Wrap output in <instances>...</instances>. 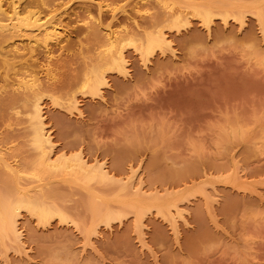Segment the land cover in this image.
Returning <instances> with one entry per match:
<instances>
[{
	"label": "rangeland",
	"instance_id": "1",
	"mask_svg": "<svg viewBox=\"0 0 264 264\" xmlns=\"http://www.w3.org/2000/svg\"><path fill=\"white\" fill-rule=\"evenodd\" d=\"M53 1L63 29L52 55L38 48L33 57L17 56L12 68L0 67V86L6 74L11 83L0 89V97L19 99L0 104V147L16 157L24 172L22 186L40 181L31 176L38 164L29 123L33 107L20 99L25 90L13 82L31 72L43 92L53 158L81 154L90 163H105L113 179L88 183L53 172L43 176V198L61 207L70 221L55 216L42 223L23 210L28 254L15 253L9 240L0 246V264L7 252L11 264H264V25L255 10L260 0H243L246 7L253 5L244 25L241 10L237 14L232 8L225 24L218 7L228 6L227 0H182L181 5L192 6L184 4L191 10L187 25L165 18L159 6L145 11L143 0ZM100 2H112L117 16L107 7L100 13ZM210 2L217 9L208 34L191 8H207ZM110 23L123 34L137 33L127 41V75L107 66L96 71ZM158 26L173 34L176 58L155 48L145 67L140 47ZM101 72L108 84L98 96L87 81ZM73 98L83 115L72 112ZM134 170L143 178L146 197L172 194L183 200L178 205L187 223L181 221L177 235L169 211L154 208L143 219L132 209L124 214L121 202L138 188L135 182V188L123 189ZM10 179L15 181L14 173L0 164V191H7ZM93 197L106 209L123 208L126 217L97 228L86 208ZM137 219L143 220L141 229ZM92 225L97 233L90 235Z\"/></svg>",
	"mask_w": 264,
	"mask_h": 264
},
{
	"label": "bare ground",
	"instance_id": "2",
	"mask_svg": "<svg viewBox=\"0 0 264 264\" xmlns=\"http://www.w3.org/2000/svg\"><path fill=\"white\" fill-rule=\"evenodd\" d=\"M143 1L144 4L142 5V8H144L145 11H149L150 8H154L155 6H159L165 11V18H170L171 20H174V22L179 24L185 23V25H187L190 23L189 16L191 14V10L189 11L190 8L186 7H190L191 5L187 3H183L181 5L182 0H155V4H152L149 0ZM227 1L228 6H225L227 5V3H224V5L223 2L219 4H223L222 6H219L221 7L220 9L217 5L214 6L218 7V10L223 11L222 13L223 15H225L223 19L225 24L227 25L228 18L233 14L234 10H236V12L241 10V14H239L240 16L238 19H240L241 25H244L246 23L244 20L246 18L245 14L249 12L250 9L248 7H250L251 4L246 7V5L244 4L246 2H243V0H236L237 3H234V0ZM227 1L225 0L224 2ZM229 1H232V4ZM25 2L26 0H0V67H3L5 69H9L15 66L14 60L17 56L29 55L28 57H33L38 48H43L46 53H48V57H50L52 55L51 46L58 43L62 37L63 23L61 16L56 14L58 11L53 12V10L56 8L53 0H30V2L23 6ZM102 2L105 3L104 1ZM239 2H241V4H239ZM103 3L98 5L100 13H102V11H104V8L107 7L108 10L110 9L112 11L111 13H113V15L117 16V12L119 13V8H117L116 6L114 8V4L112 2H109L110 4L106 3V5H103ZM184 4L186 5V7ZM210 4L207 8H200L197 5H193L196 7L191 8L195 13L192 14L201 17L202 25L205 28V31L208 32V34H211V31L213 29L212 25L213 16L215 13L214 10L217 9H213V3L210 2ZM248 4L249 3H247V5ZM256 4L258 5H256L257 7L255 10L258 13L259 21H261V25H264V15L262 8L264 0H260ZM43 7H47L51 10L49 11L48 9V11H44L42 10L44 9ZM235 7L236 9H234ZM231 8L233 9L232 12ZM250 8L252 9L253 5ZM245 9H247L248 11H245ZM255 10L253 12H255ZM238 13L240 12H237V14ZM166 30L164 27L158 26L156 33L154 32L155 35H151L147 37V39L145 38L146 42H143V45H141L140 60L145 67H147L151 63L150 56L152 55L155 48L160 49L163 54L165 52H169L173 57L176 58L177 50L173 47V40L170 39L171 35L173 34H170L168 32L169 30ZM103 33L104 35L102 41L105 50L104 54L100 56V59L96 65V71L102 70L103 67L107 66L106 68L116 69L121 73L127 75L129 73V62L126 54V47H128L129 42L127 41H132V39H135L137 33L133 34V32H129L128 30V32L126 31V33L123 34L120 29H117L111 23L107 24V26L105 25ZM20 44H22L23 46H20ZM18 73L19 72L16 73V76ZM3 82L4 83L1 84L0 89L10 83L8 74L5 75ZM13 82L14 84H16L17 82V84L15 85V87L18 85L17 89L21 88L23 89V91L25 90L23 94L24 96L20 97V99L23 98L22 100L25 101L26 105H32L33 107L31 113H29V123L32 130L33 144L38 155V164L36 165L34 172L31 175L32 177L42 178L43 176L52 174L53 172L63 175V178L65 179H67V177H74L76 181H85L88 183L94 180L106 181L113 179V175L111 174L112 172L111 170L107 169V165L105 163H101L99 161L94 162V160V163H90L91 161L85 159V157H83L81 154L72 157L68 156L67 154H62L56 158H53L55 143L53 140V135L51 131L47 129L45 123L43 104L41 103L43 92L40 89L39 78L36 74L31 72L24 74L20 73L17 77V81L14 80ZM87 83H92V93L97 94L98 96H100L101 94L102 86H107L108 84L104 72L97 74L94 79H88ZM14 84L12 85V87L14 86ZM18 100L19 99L16 97V95L10 98L0 97V104L2 106H11L14 105ZM78 100L77 98H73L72 101H69L70 104H68L70 105L71 110H73V113L76 111L79 113L77 114L81 116L82 110L81 107L79 108L80 102ZM1 147L3 148V146ZM1 147L0 164L10 172L14 173L15 181L14 179L6 181L5 186L7 188V191H5L6 189L0 191V246H6L7 241L11 240L15 244V248L13 247L15 253H17L18 255H27L28 251L26 250L25 242V232H27V229L25 225L22 224L21 226L20 223V218L22 216L21 213L23 210L29 211L36 215L38 217V220L42 223H47L55 216H59V218L63 219V221H70V218L67 217L68 215L61 207H58L56 205L57 208H55V206H52V203L51 205L48 204L49 202L46 201L45 198H43L44 194L42 193V189L45 183L42 182L41 178L40 181L34 185L27 183V185L22 186L20 184L19 179L22 178L24 172L18 169L19 167L16 157L4 150L5 148L2 149ZM137 171L134 170L132 177H129L130 179H128L125 185H123V189H133L135 188V182H138V188L136 189L137 191L135 195L132 194L133 196L129 198L127 195L130 196V193L126 194V198L123 200V202H121L122 205L124 204V206L122 207H126V210L124 209L123 211L122 207V209L120 208L121 211L110 209L112 207L106 209L108 207L104 208V205L98 203L94 199V197L88 201V203L86 204V208L90 211L93 222L95 221L93 224L95 225V223H97L96 227L98 228L100 223L104 224V222H109V224L111 225V223H113L115 220L121 221V218H124L127 216V214H130V209L134 210V213L138 214L136 215L138 216L137 218L140 217V219H143V216H145L147 211L149 212L156 208L159 212L165 213V211H169L168 213L171 217L169 219L171 222V228L172 230H174V232H176L175 234L177 235L179 233L181 225L180 223H182L181 221H187V219L185 218L186 214L184 215L185 211H181L180 206L178 205V202L180 204V202H182L183 200H180V196L179 198L178 196H174L172 194L165 199H160L161 196L158 197V195L156 194V196L152 195L146 197L141 192L142 186L144 184L143 178L137 177ZM182 194H184V192ZM214 194L218 193L214 192ZM124 196L125 195H123V197ZM183 197L185 196L183 195ZM213 201L216 202V199H213ZM127 210H129V212ZM122 211L124 212V214L127 213L125 214L126 216L122 214ZM111 220H113V222ZM142 221H138L137 225H139V223L143 224ZM94 225H92L93 228L91 227L88 230V234L90 233L91 235L92 233H97V228H95ZM142 226H144V224ZM138 227L139 229L142 228H140V225ZM90 235H87V237L90 238ZM88 238L87 242H89V240L91 239ZM90 243H86V245L84 246L88 245L90 247H93V243L91 244L92 246L90 245ZM7 251H9V249ZM7 253H4L1 258V261H3L2 264H11Z\"/></svg>",
	"mask_w": 264,
	"mask_h": 264
}]
</instances>
